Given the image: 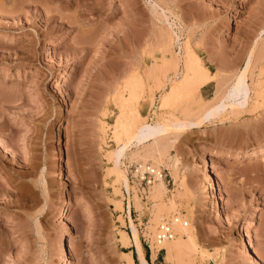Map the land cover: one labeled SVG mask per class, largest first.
Instances as JSON below:
<instances>
[{
	"label": "rangeland",
	"instance_id": "1",
	"mask_svg": "<svg viewBox=\"0 0 264 264\" xmlns=\"http://www.w3.org/2000/svg\"><path fill=\"white\" fill-rule=\"evenodd\" d=\"M263 27L264 0H0V264H129L133 229L150 255L148 226L173 214L196 241L194 264H264ZM182 48L207 75L185 69ZM169 56L182 59L176 69ZM135 61L144 92L122 110ZM238 76L252 89L247 105L204 121ZM133 110L141 123L181 124L165 147L130 146L115 168L138 127ZM142 162L162 175L156 199ZM154 264H169L163 250Z\"/></svg>",
	"mask_w": 264,
	"mask_h": 264
},
{
	"label": "bare ground",
	"instance_id": "2",
	"mask_svg": "<svg viewBox=\"0 0 264 264\" xmlns=\"http://www.w3.org/2000/svg\"><path fill=\"white\" fill-rule=\"evenodd\" d=\"M85 1V0H84ZM153 10L156 11L155 8H153ZM154 13V12H153ZM174 35V34H172ZM176 35V34H175ZM174 35V36H175ZM173 36V37H174ZM138 37V36H137ZM177 37V35H176ZM175 37V38H176ZM136 38V37H134ZM172 38V37H171ZM170 38V39H171ZM139 39V38H138ZM172 41V40H171ZM254 45H255V48H256V51H255V55H256V60L257 62L259 61H262L264 60V27L261 29L260 33L258 34L256 40L254 41ZM185 48V47H184ZM184 48H182V50H184ZM188 49L186 48L183 53H181L182 57H183V60L184 63L183 65H185V69L187 70L189 68V66H191L193 63L196 64V67L193 65L191 66V68H189L190 70H193V68H197L200 64V60L198 59L197 56H195V54L193 55L192 53H190V51L188 52L187 51ZM173 55V54H172ZM174 56V55H173ZM170 57V56H169ZM171 58V57H170ZM170 60V59H169ZM181 60H178L176 59L175 57L171 58L170 60V64L172 66V68L176 69V67H178V64L180 63ZM214 60V59H213ZM138 62V61H137ZM213 62V61H212ZM133 63V62H132ZM139 63V62H138ZM136 63H133L134 67H137L139 64ZM136 65V66H135ZM198 65V66H197ZM132 66V67H133ZM166 66V65H165ZM133 67V68H134ZM140 67V66H139ZM183 67V68H184ZM193 67V68H192ZM228 68V67H227ZM198 69V68H197ZM202 69L200 66H199V71H203L205 74L208 73V72H205L204 70H200ZM138 70V67L135 68L134 70L129 69V71L131 72V76H130V73H128L129 76H127L128 78H126L124 80V84L122 83L123 85V89H124V86L126 87V90H128L127 92H129V99H121L120 101L117 102V107L119 106V108H121L122 106V110L125 108V104L127 105L128 104V101H137V97L141 96L144 92V82H143V79L140 77V75L138 74L137 72ZM156 70H158L157 67H155V65H152L150 68H149V72L151 73L152 77L156 78V74L159 72L157 71L156 73ZM160 70V69H159ZM165 70V69H163ZM162 70V71H163ZM219 70V68H218ZM224 70V69H223ZM161 71V70H160ZM161 71V72H162ZM167 71V69H166ZM170 71V70H169ZM175 71V70H174ZM195 71V70H194ZM222 71V70H221ZM148 72V73H149ZM164 72V71H163ZM224 72V71H223ZM140 73V72H139ZM166 73V72H165ZM200 73V72H199ZM155 74V75H154ZM220 74V72H219ZM150 75V74H149ZM154 75V76H153ZM159 75V74H158ZM207 75V74H206ZM177 76V74H175V77ZM203 76V74H202ZM158 77V76H157ZM167 77V76H166ZM204 78V77H203ZM160 79V78H159ZM205 79V78H204ZM208 79V77L206 78ZM205 79V80H206ZM211 79V77H210ZM209 79V80H210ZM215 79V78H214ZM158 80V79H157ZM198 80V79H197ZM212 80V79H211ZM154 81V80H153ZM154 83V82H153ZM205 83V82H204ZM159 84V83H158ZM161 84V82H160ZM156 86V85H155ZM148 88V87H147ZM173 88L169 91L173 94H175V92H172ZM252 89H250V85L248 84L247 82V77L245 78H241V77H237V81L236 83H234L230 89L228 90V92L225 94V99L221 100L217 105L215 104L214 107H212L206 114L205 118H204V121H208V122H211V121H214L215 119L217 120V118L221 117L223 113L226 112L227 110V107L228 106H233V107H238V108H242L244 106L247 105L248 101H249V97H250V94H251V91ZM176 91V90H174ZM113 92V91H112ZM114 92H116L114 90ZM113 92V93H114ZM118 92V91H117ZM109 93V91H108ZM123 93V92H122ZM119 94V95H118ZM121 93H117V99L119 100L118 96L120 97ZM112 95V94H111ZM170 95V96H169ZM108 96V97H107ZM106 96V100H105V103L107 104L108 102V98L110 97L109 94ZM116 95H114L113 97H115ZM169 96V97H168ZM175 95H171L170 93H167L164 95V97H162V100H161V106L159 107V109H163V107H166L167 104L169 103V98L171 97H174ZM122 97V96H121ZM116 98V97H115ZM130 101V102H131ZM227 102V103H226ZM124 104V105H123ZM102 105V104H101ZM236 105V106H235ZM212 106V105H211ZM124 107V108H123ZM106 110V109H105ZM121 110V109H120ZM125 110V109H124ZM119 111V110H118ZM134 111V110H133ZM106 112V111H104ZM135 112V117H136V122L138 127L136 128L135 130V135L132 137V138H129L123 145H121L119 147V150L116 151V153H114V157L116 158L114 160V167L117 168L119 167V165L122 163V159L125 158L126 156V151L127 149L130 147V146H134V147H141L145 144H148V145H151L153 146L156 150H159L161 147H165L163 145L160 144V141H161V138H163V136H165V134L168 132L169 128L170 127H177V124L178 122L177 121H174L172 118H167L165 117V119L163 118V120H161L160 118L159 119H156L155 122L152 124H147L145 123L144 121L141 123V118L137 117L138 114L136 111ZM103 113V112H102ZM121 113V111H120ZM132 115L134 114L133 112H131ZM104 115V114H103ZM106 115V113H105ZM104 115V116H105ZM131 115V116H132ZM103 116V117H104ZM121 116V115H120ZM119 118V117H118ZM123 119V117H121ZM140 120H138V119ZM122 119L120 121H122ZM118 120V119H117ZM116 120V122H117ZM186 123V122H185ZM202 122L199 123V125L201 124ZM122 124V123H121ZM140 124V125H139ZM181 124V121L180 123ZM178 124V125H179ZM188 125H193L191 123L185 125V126H188ZM104 126V125H103ZM119 126V125H117ZM102 128V127H101ZM120 129L118 128V131ZM101 132V131H100ZM105 133V132H104ZM119 133V132H118ZM118 136V135H117ZM120 142V141H119ZM103 145V144H102ZM152 147V148H153ZM150 148V147H149ZM254 152H244V153H241V152H236L234 153L233 157H239V156H243V155H248V154H252ZM137 154V153H136ZM107 155V154H106ZM149 155V154H148ZM110 156V155H109ZM262 156H263V160H264V152L262 153ZM108 157V156H107ZM111 157V156H110ZM143 162H149V160H152V154H150L148 157H146L144 155V157H141L140 158ZM113 160V159H112ZM110 161V160H109ZM142 162V163H143ZM141 164V163H140ZM212 164V163H210ZM152 166L156 169L157 168V163H154L152 162ZM146 167V164L143 163L139 168L140 170H144ZM153 167H150L148 166V170H152L153 173H154V180L156 179V183L154 182L153 185L151 186L150 184L152 183V181L150 180L148 182V184L151 186L150 190H149V194H150V198L152 199H156L158 197H160L162 195V192L165 191V184L163 182V180L161 178L158 177V171H156ZM217 169V168H216ZM113 172V171H112ZM210 173V172H209ZM115 174V172H114ZM215 174V173H214ZM116 175V174H115ZM208 176V174H207ZM119 177L120 179L122 180V184L125 186L126 189H128V182H127V178L125 176V174L120 171L119 173ZM209 178V176H208ZM119 179V178H118ZM209 179H212V186H214V189L217 190L219 188V186H215V179H213L212 177H210ZM118 183V181H117ZM218 184V183H217ZM218 191V190H217ZM215 191V197L218 198H221L223 195L221 194V191ZM136 196V195H135ZM131 198V197H130ZM134 198V200L132 201V203H134L136 197H134V195L132 196V199ZM130 200V199H129ZM219 201V200H217ZM137 203V201H135ZM136 203L135 206L136 207ZM128 205V204H127ZM138 205V203H137ZM217 208L215 209V215L216 217H220V213H219V204L217 203ZM170 206H172L170 204ZM131 207V201L129 202V205H128V208ZM223 208V207H222ZM224 209V208H223ZM167 214L169 213V211H165ZM223 212V211H222ZM160 213V211L158 212ZM161 213L160 214H157L155 216V220L158 219L159 220V217H160ZM157 220V221H158ZM249 221V219H248ZM153 222V221H152ZM251 221H249L250 223ZM171 225H172V228H173V231L175 233L174 237L171 239V240H168V241H163L161 243H157L154 239V233H155V226H156V223L153 222L151 223L149 226H148V230L149 232H147L148 236H149V239H150V259L153 260L157 254V251L159 249H162L163 250V255H164V260L169 263V264H194V261H195V257H194V254L195 252L197 251V244H196V241L193 239V236H191V234L188 233V228L187 229V225L188 223H186L185 226H182L181 224H178L176 222H172L171 221ZM123 235V234H122ZM126 236V234H124ZM125 236H122L121 237V240L125 242H127L128 238L125 237ZM248 236V235H247ZM187 239H186V238ZM68 240V239H67ZM242 240V239H241ZM253 240V239H252ZM69 241H71L69 239ZM122 241H121V245H122ZM129 241V240H128ZM133 242L136 246V250H137V260H138V263L139 264H146L144 258H143V247L141 246V243H140V240H139V237H138V234L137 232L133 229ZM243 243V242H242ZM126 244V243H125ZM128 244V242H127ZM70 244H68L69 246ZM244 245L246 246L247 249H249V246L251 247L252 246V242H251V239H249V236L248 238L246 239V241H244ZM127 246V245H126ZM124 247V246H123ZM69 250H70V247H68ZM191 250V251H190ZM192 250H196L195 252L192 251ZM192 252H194L193 254H191ZM64 256V255H63ZM187 256V257H186ZM124 257V256H123ZM157 257V256H156ZM258 258V257H256ZM124 259H126V255L124 257ZM127 260L129 262V264H133L132 262V259L130 256H127ZM254 261H257L255 259H253ZM254 263V262H253Z\"/></svg>",
	"mask_w": 264,
	"mask_h": 264
},
{
	"label": "built area",
	"instance_id": "3",
	"mask_svg": "<svg viewBox=\"0 0 264 264\" xmlns=\"http://www.w3.org/2000/svg\"><path fill=\"white\" fill-rule=\"evenodd\" d=\"M137 168H139V167H137ZM139 173L141 174L140 181L141 182L144 181L143 182L144 184H148V182L151 179L154 178V173H153L152 170H148V166H146L145 169L142 170L141 172L139 171ZM158 177L159 178H162V175H161L160 171L158 173ZM171 221L172 222H176L178 224H181L182 226H185L186 223H187V221L180 219L175 214H173L168 221H166V220H160L158 222V224L156 225L155 233H154V239H155V241L157 243H161L163 241L171 240L174 237L175 233L173 231V228H172V225H171ZM161 250L162 249H159L157 251V253L160 252Z\"/></svg>",
	"mask_w": 264,
	"mask_h": 264
},
{
	"label": "crops",
	"instance_id": "4",
	"mask_svg": "<svg viewBox=\"0 0 264 264\" xmlns=\"http://www.w3.org/2000/svg\"><path fill=\"white\" fill-rule=\"evenodd\" d=\"M140 243H141V241H140ZM141 245H142V243H141ZM142 247H143V258H144L146 264H154L157 260L156 256H158V253L156 254L155 258L153 260H151L150 255L147 254L143 245H142ZM126 249H127L126 251H128V253H130V257L132 259L133 264H139L138 260H137V250H136L135 244L133 246V244L130 243L129 246L126 247Z\"/></svg>",
	"mask_w": 264,
	"mask_h": 264
}]
</instances>
